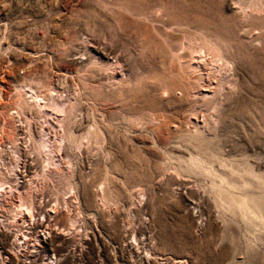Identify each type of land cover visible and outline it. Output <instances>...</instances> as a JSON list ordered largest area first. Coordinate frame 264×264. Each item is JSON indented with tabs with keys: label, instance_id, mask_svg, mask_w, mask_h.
I'll use <instances>...</instances> for the list:
<instances>
[{
	"label": "rangeland",
	"instance_id": "1",
	"mask_svg": "<svg viewBox=\"0 0 264 264\" xmlns=\"http://www.w3.org/2000/svg\"><path fill=\"white\" fill-rule=\"evenodd\" d=\"M19 162L0 264H264L230 201L264 216V0H0V178Z\"/></svg>",
	"mask_w": 264,
	"mask_h": 264
},
{
	"label": "bare ground",
	"instance_id": "2",
	"mask_svg": "<svg viewBox=\"0 0 264 264\" xmlns=\"http://www.w3.org/2000/svg\"><path fill=\"white\" fill-rule=\"evenodd\" d=\"M218 49V48H216ZM214 49V50H216ZM220 51V50H219ZM217 52V51H216ZM221 52V51H220ZM214 53V51L212 52ZM216 54V53H215ZM213 54V55H215ZM222 54V53H220ZM219 54V56H220ZM218 56V55H217ZM216 56V58H217ZM225 57V56H224ZM78 58V57H77ZM219 59V58H218ZM229 59V58H227ZM226 60V59H225ZM220 61V60H219ZM217 62V61H216ZM226 62V61H225ZM224 62V63H225ZM223 63V64H224ZM227 63V62H226ZM36 93V92H35ZM37 95V94H36ZM32 96V95H31ZM39 96V94L37 95ZM36 96V97H37ZM33 97V96H32ZM40 98V97H39ZM37 98V100L39 99ZM36 99V98H34ZM33 99V100H34ZM41 101V100H40ZM39 101V102H40ZM43 101V100H42ZM46 101V100H45ZM36 102V101H35ZM38 104V103H37ZM45 104V103H44ZM47 104V103H46ZM40 105V104H39ZM53 105V104H52ZM41 106V105H40ZM46 106V105H45ZM48 107V106H46ZM55 107V106H54ZM58 107V105H57ZM61 107V106H60ZM44 108V107H43ZM63 108V106H62ZM48 109V108H47ZM53 109V108H52ZM56 109V107H55ZM59 110V108H57ZM46 110V109H45ZM64 111V110H63ZM66 111V110H65ZM46 113V111H45ZM58 113V112H57ZM61 115V114H60ZM48 116V115H47ZM51 116V115H50ZM62 116V115H61ZM53 118V117H52ZM60 123V122H59ZM61 125V124H60ZM64 126V125H61ZM65 128V127H64ZM47 133V132H46ZM48 134V133H47ZM44 133L40 134L39 139H38V145L40 149H43L45 154V160H44V165H43V174L46 176H51L53 172L55 171H59L60 165L59 163L56 161H54V158L52 156L53 154V141L51 140L52 138H49L48 135ZM52 134V133H51ZM57 134V132H56ZM63 134V133H62ZM72 134V133H71ZM70 134V135H71ZM67 136V135H66ZM65 136V137H66ZM58 137V136H57ZM67 138V137H66ZM63 139V138H62ZM56 140V139H55ZM65 140V138H64ZM62 140V141H64ZM68 141V140H67ZM88 141V140H87ZM56 143V142H55ZM54 143V144H55ZM61 143V142H60ZM58 144V143H57ZM62 144V143H61ZM55 146V145H54ZM57 146V145H56ZM59 146V145H58ZM55 148V147H54ZM64 148V147H63ZM56 152V151H55ZM56 157V156H55ZM59 160V159H57ZM67 160V159H65ZM69 162V161H68ZM70 163V162H69ZM193 165H197L200 167L199 163L200 161H193L192 162ZM21 163H17L15 165L14 168L12 169H8V173L6 175V177H4V179L0 178V200L3 198L6 199H13V198H17L18 197V204H16L15 209H17L18 212H16L17 216L28 213L30 216H34V202L33 200H28L29 195L28 192L26 190V187L22 184V182L24 180H22V176L19 172H21L19 169ZM65 164V163H64ZM14 166V165H13ZM22 166V165H21ZM2 168V167H1ZM62 168V167H61ZM23 173V172H22ZM42 174V175H43ZM25 176V175H24ZM38 176V177H37ZM32 177H37L39 178L40 175L36 174L35 176ZM24 178V177H23ZM41 178V177H40ZM43 178V177H42ZM31 180V184L33 185L34 183V179H29ZM103 186V185H102ZM103 188V187H102ZM101 188V189H102ZM72 186H71V190H72ZM70 190V191H71ZM72 192V191H71ZM32 194L30 195L31 198ZM243 197V195H241ZM231 203L234 207V209L238 210L244 219H246L250 225L254 226L257 230L261 231L262 229H264V216L261 215V213L258 211L257 208V202L253 199V200H248V199H241L240 195H237L236 193H232V197L230 198ZM24 217V216H23ZM16 219V217H15ZM18 219V218H17ZM16 219V220H17ZM15 220V221H16ZM18 221V220H17ZM75 223L72 224V227L74 226ZM76 226H74L75 228ZM251 229V228H250ZM48 235V234H47ZM46 239V238H45ZM40 241V240H39ZM22 246V245H21ZM28 248V247H27ZM9 250V249H8ZM5 250V254L8 255V252L11 250ZM13 253V252H12ZM8 258V256H7ZM53 259V258H52ZM166 264V263H164Z\"/></svg>",
	"mask_w": 264,
	"mask_h": 264
}]
</instances>
